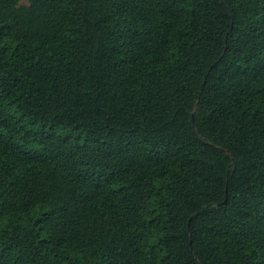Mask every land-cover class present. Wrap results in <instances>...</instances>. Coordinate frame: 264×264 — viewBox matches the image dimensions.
Instances as JSON below:
<instances>
[{"label": "trees", "instance_id": "16d2710c", "mask_svg": "<svg viewBox=\"0 0 264 264\" xmlns=\"http://www.w3.org/2000/svg\"><path fill=\"white\" fill-rule=\"evenodd\" d=\"M0 264H264V0H0Z\"/></svg>", "mask_w": 264, "mask_h": 264}, {"label": "rangeland", "instance_id": "374dc122", "mask_svg": "<svg viewBox=\"0 0 264 264\" xmlns=\"http://www.w3.org/2000/svg\"><path fill=\"white\" fill-rule=\"evenodd\" d=\"M28 2V0H23V3H27Z\"/></svg>", "mask_w": 264, "mask_h": 264}]
</instances>
